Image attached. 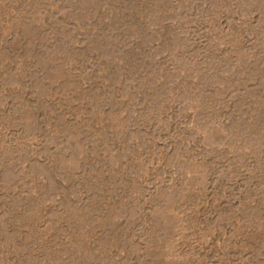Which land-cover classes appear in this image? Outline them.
<instances>
[{
    "label": "rangeland",
    "instance_id": "rangeland-1",
    "mask_svg": "<svg viewBox=\"0 0 264 264\" xmlns=\"http://www.w3.org/2000/svg\"><path fill=\"white\" fill-rule=\"evenodd\" d=\"M0 264H264V0H0Z\"/></svg>",
    "mask_w": 264,
    "mask_h": 264
}]
</instances>
